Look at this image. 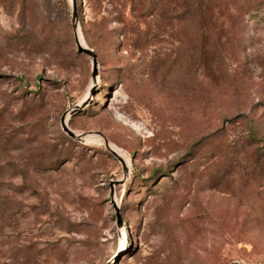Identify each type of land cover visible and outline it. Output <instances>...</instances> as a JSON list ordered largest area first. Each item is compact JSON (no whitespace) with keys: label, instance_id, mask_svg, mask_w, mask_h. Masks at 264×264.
Returning <instances> with one entry per match:
<instances>
[{"label":"rangeland","instance_id":"rangeland-1","mask_svg":"<svg viewBox=\"0 0 264 264\" xmlns=\"http://www.w3.org/2000/svg\"><path fill=\"white\" fill-rule=\"evenodd\" d=\"M76 2L0 0V264H264V0Z\"/></svg>","mask_w":264,"mask_h":264},{"label":"water","instance_id":"water-1","mask_svg":"<svg viewBox=\"0 0 264 264\" xmlns=\"http://www.w3.org/2000/svg\"><path fill=\"white\" fill-rule=\"evenodd\" d=\"M72 5H73V18H74V20H76L77 19V2H76V0H72ZM75 36H76V43H77L78 51L80 53H84L85 55H87V56L92 58L93 69H94L93 77L95 78L96 74H97V65H98L97 53L95 52L94 49H92V48H90L88 46H84L80 42V40L78 38L77 31L75 32ZM65 118H66V116H63L62 119H61V124H62V127H63L64 131L67 132L73 138L79 137L78 134L76 132H74L69 127V125L67 124ZM105 144H106L107 149H109V151L114 156H116L120 160V162L122 163L123 168L125 170V177H126L128 172H129V168H128L127 164H126L125 159L121 155H119L115 150H113L110 147V143H109V141L107 139H105ZM115 182H116V184L119 183V181H115ZM112 195H113V187H112ZM115 210H116V217H117V225L120 228V227H122L123 220H122V216H121V212H120V207H118L116 204H115Z\"/></svg>","mask_w":264,"mask_h":264},{"label":"bare ground","instance_id":"bare-ground-1","mask_svg":"<svg viewBox=\"0 0 264 264\" xmlns=\"http://www.w3.org/2000/svg\"><path fill=\"white\" fill-rule=\"evenodd\" d=\"M78 38L80 39V42L84 45V42H83V39H82V37H81V33H80V31H78ZM66 122H68V119H66ZM78 136H81V137H83V135H79L78 134ZM113 150H115L117 153H121L120 152V150L118 149V147H116L115 145H111L110 146ZM119 206H120V204H119ZM125 241H123V246H125Z\"/></svg>","mask_w":264,"mask_h":264}]
</instances>
